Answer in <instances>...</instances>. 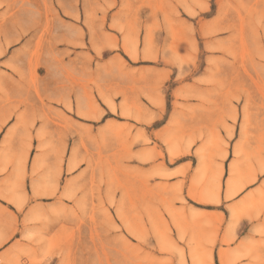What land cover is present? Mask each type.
<instances>
[{"label": "rangeland", "instance_id": "obj_1", "mask_svg": "<svg viewBox=\"0 0 264 264\" xmlns=\"http://www.w3.org/2000/svg\"><path fill=\"white\" fill-rule=\"evenodd\" d=\"M0 264H264V0H0Z\"/></svg>", "mask_w": 264, "mask_h": 264}]
</instances>
